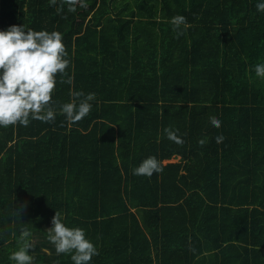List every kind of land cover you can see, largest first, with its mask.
I'll return each mask as SVG.
<instances>
[{
	"label": "trees",
	"instance_id": "obj_1",
	"mask_svg": "<svg viewBox=\"0 0 264 264\" xmlns=\"http://www.w3.org/2000/svg\"><path fill=\"white\" fill-rule=\"evenodd\" d=\"M261 2L0 0V30L59 31L70 61L54 122L0 127V264L22 228L32 264H73L47 239L56 211L94 243L90 264H264ZM73 91L96 98L69 124ZM152 156L162 171L133 175Z\"/></svg>",
	"mask_w": 264,
	"mask_h": 264
},
{
	"label": "clouds",
	"instance_id": "obj_2",
	"mask_svg": "<svg viewBox=\"0 0 264 264\" xmlns=\"http://www.w3.org/2000/svg\"><path fill=\"white\" fill-rule=\"evenodd\" d=\"M58 0H49L50 5H57ZM63 6H68L69 12H75L77 6L87 8L86 0H60ZM256 8L264 12V2L258 3ZM173 30L187 28L186 18L175 16L171 19ZM183 31H177V38ZM68 52L59 31L26 29L22 25L13 24L7 30H0V127L22 125L27 127L31 120L45 123L55 121L56 111L52 107L53 93L57 85V75L63 77L70 65ZM257 77L264 79V63L254 66ZM61 83L72 84V79H61ZM72 101L60 107V114L64 115L69 124H75L86 116L92 109L91 101L95 100V93L85 95L83 92L73 91ZM213 126L219 128L221 121L210 117ZM178 131V130H177ZM169 140L183 144L184 141L177 132L165 129ZM223 136L217 137V143L223 141ZM204 145L205 141H199ZM162 171L156 157H148L133 169V175L151 177ZM52 226L48 228L47 239L55 246L58 255H71L73 264H90L93 256L99 255L94 243L86 238V232L79 227H68L62 222L61 214L56 211L52 217ZM31 232L27 228L21 229L19 250L10 254L9 260L15 264H32L33 257L28 254L33 247L29 241ZM195 251V249H191Z\"/></svg>",
	"mask_w": 264,
	"mask_h": 264
}]
</instances>
